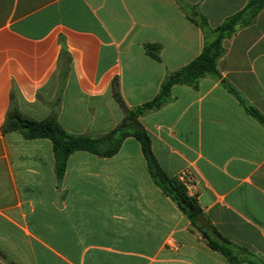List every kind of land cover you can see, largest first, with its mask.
<instances>
[{"label":"crops","instance_id":"1","mask_svg":"<svg viewBox=\"0 0 264 264\" xmlns=\"http://www.w3.org/2000/svg\"><path fill=\"white\" fill-rule=\"evenodd\" d=\"M248 3L0 0V129L17 108L107 135L125 115L115 80L129 109L152 101ZM224 48L219 78L173 86L140 118L162 169L197 199L198 227L155 185L134 137L110 158L74 153L58 179L51 141L12 132L0 135V264H229L204 233L264 263V122L247 109L264 117V9Z\"/></svg>","mask_w":264,"mask_h":264},{"label":"trees","instance_id":"2","mask_svg":"<svg viewBox=\"0 0 264 264\" xmlns=\"http://www.w3.org/2000/svg\"><path fill=\"white\" fill-rule=\"evenodd\" d=\"M264 9V0H249L248 5L239 13L228 18L213 32L216 39L207 43L202 53L189 65L175 74L170 75L162 84L159 95L144 105L129 109L121 95L119 82L113 83L114 97L124 111L123 121L110 133L102 137L88 135H75L67 132L59 123L56 116L42 121L33 120L23 115L17 108H11L6 121L0 129V135L19 132L25 140L47 139L53 145L55 157V170L58 179L65 176L69 157L76 152H87L93 155L110 158L121 149L124 141L134 137L141 145L143 155L147 161L149 172L156 186L169 196L181 211L198 227V220L202 217V209L196 198L188 194L185 183L180 178L169 177L158 163L152 149V140L140 118L151 111L157 110L171 99L172 88L177 84L196 86L205 76L220 77L217 68L218 60L225 53L224 41L231 38L239 28L252 24L258 14ZM203 29L208 25L205 19L196 21ZM63 58L68 59V51L63 45ZM155 59H159L154 55ZM230 91L236 94L235 90ZM249 113L264 122V117L251 106H247ZM210 249L225 256L229 264H264L255 259L244 258L239 251L224 238L219 241L212 240L204 233Z\"/></svg>","mask_w":264,"mask_h":264}]
</instances>
